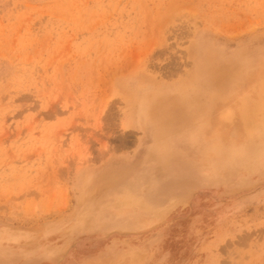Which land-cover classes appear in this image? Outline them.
<instances>
[{"label": "rangeland", "instance_id": "374dc122", "mask_svg": "<svg viewBox=\"0 0 264 264\" xmlns=\"http://www.w3.org/2000/svg\"><path fill=\"white\" fill-rule=\"evenodd\" d=\"M263 65L264 0H0V264H264Z\"/></svg>", "mask_w": 264, "mask_h": 264}, {"label": "bare ground", "instance_id": "6f19581e", "mask_svg": "<svg viewBox=\"0 0 264 264\" xmlns=\"http://www.w3.org/2000/svg\"><path fill=\"white\" fill-rule=\"evenodd\" d=\"M203 58H201L202 62L200 64L199 70H198V76L201 77L202 73L203 75L207 74L210 75V73L214 70H218V69H222L224 68L223 66L228 65V64H232L235 65L236 63H238L239 61L236 59H229V60H225L224 63H221V61L217 60L216 57H214V55H212L211 52H203L202 55ZM249 61V60H248ZM223 62V61H222ZM222 64V66H221ZM225 64V65H224ZM261 70L264 71V65L261 67ZM215 73H218L217 71H214ZM218 79V78H217ZM219 84V82H217ZM216 83V84H217ZM189 88V83H185L183 84L182 88H180L181 91H183L182 89H186ZM179 89V88H178ZM201 89L200 86L195 88L194 90L191 91V93H187V94H183L180 96H177L176 98H169L170 101H173L174 105H194L197 108V112L198 114L202 115L203 112V99L201 97ZM197 96L199 98H197ZM221 100H224L223 97L220 98ZM218 99V101L220 100ZM162 101L161 100V105L162 106ZM216 102V107L215 110H219L220 108H224V102ZM143 104V103H142ZM212 104V100L209 102V105L211 106ZM220 109V110H221ZM154 115L151 116V114H149V111H144L145 113H143L144 116V120L143 122L145 124H148L149 126V132L151 136H155L157 137L158 140V147L156 148L155 151H157V154H159L161 156V154L163 153V151H165L169 145L170 142L164 138V136L167 134V130L164 129L162 126V122L166 119L167 114L164 113V109H162V107L159 108H154ZM170 116V115H169ZM175 117H179L177 115H175Z\"/></svg>", "mask_w": 264, "mask_h": 264}]
</instances>
